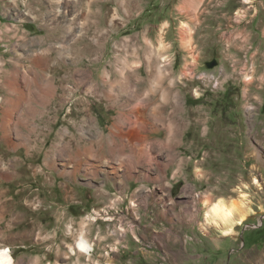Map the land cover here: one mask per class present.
<instances>
[{
    "label": "rangeland",
    "instance_id": "rangeland-1",
    "mask_svg": "<svg viewBox=\"0 0 264 264\" xmlns=\"http://www.w3.org/2000/svg\"><path fill=\"white\" fill-rule=\"evenodd\" d=\"M0 21V248L15 264H133L165 245L264 264V0H0ZM37 57L65 112L18 149L4 72L34 83ZM86 149L110 161L96 178ZM220 199L246 216L231 235L206 220Z\"/></svg>",
    "mask_w": 264,
    "mask_h": 264
},
{
    "label": "crops",
    "instance_id": "crops-1",
    "mask_svg": "<svg viewBox=\"0 0 264 264\" xmlns=\"http://www.w3.org/2000/svg\"><path fill=\"white\" fill-rule=\"evenodd\" d=\"M12 21L7 22L8 24L4 25L7 30L11 29V26L16 29L18 27H24L22 21L17 22L14 19H12ZM0 22L2 23V21ZM9 24H11V26ZM6 37H8V35ZM8 38L9 41L13 39L12 35ZM14 57L16 56L9 58L11 60ZM32 64L34 66L33 71H35V79L37 80L34 83L24 81L22 76L16 73L17 67H15L16 65L14 63L11 64V66L4 72V81L11 85V90H4L5 104L1 112V123L4 118L9 119L10 134L13 138L17 139L18 149H21L23 146L20 140L35 137L32 132L27 133V130L38 131V133L40 130L44 129L52 130L54 129L52 124L57 125L62 114L65 112V100L62 97H58V89L55 88V86L53 87L52 84L46 86V84L39 80L43 71L47 68L45 61L38 59L37 57L34 58V62ZM41 123L49 124L50 127H43L40 125ZM36 137L39 138L40 134H37ZM53 152L59 153L61 150H56L55 148ZM170 247L168 245L163 247L165 249L162 247L158 248L157 246L141 247L139 248L141 254V256H139V260L142 259V261L137 259L133 262V264H196V261H200L205 264H218L220 261L205 260L207 258H204L203 253L202 255H190L188 259L183 258L178 261L173 256V254L176 253V250L172 248V246ZM197 248L198 250L196 251L200 252L205 249L203 245H200ZM181 249H183L182 245ZM181 252V255L184 257V250H181ZM161 254H165L170 259V262L166 260L165 256L162 257Z\"/></svg>",
    "mask_w": 264,
    "mask_h": 264
},
{
    "label": "bare ground",
    "instance_id": "bare-ground-1",
    "mask_svg": "<svg viewBox=\"0 0 264 264\" xmlns=\"http://www.w3.org/2000/svg\"><path fill=\"white\" fill-rule=\"evenodd\" d=\"M184 9L186 8L185 6L183 7ZM186 11L187 13L189 14L191 12L190 8H186ZM192 15V14H191ZM181 35H182V40L184 42V44L186 46H190V34H188V31L187 30H184L183 32H181ZM130 71V70H129ZM164 73H163V70H162V67L159 66L157 69H156V75H152L150 74L149 77L151 78V80H159V82L162 80V78H164ZM127 77V76H126ZM130 77V76H129ZM130 79V78H129ZM137 80V79H136ZM126 81V80H125ZM125 85V84H124ZM156 85V84H155ZM0 104H1V100H0ZM160 108V107H159ZM160 112V111H159ZM158 110H155L154 113H156L157 116H159L160 114ZM165 115V114H164ZM154 116V115H153ZM160 117V116H159ZM162 117V116H161ZM167 117V116H166ZM156 118V117H154ZM163 118V117H162ZM172 118V117H170ZM169 118V119H170ZM157 119V118H156ZM160 119V118H159ZM167 119V118H166ZM165 120V119H163ZM161 121V120H159ZM167 122V121H166ZM155 123V122H154ZM153 123V124H154ZM158 123V122H157ZM160 125V124H159ZM159 125H157L159 127ZM163 125V124H162ZM167 125V124H166ZM156 126V127H157ZM173 126V125H172ZM157 127V128H158ZM167 128V127H166ZM172 129V128H171ZM161 131V130H160ZM168 132V131H167ZM179 132V129L178 131ZM134 135V133H133ZM167 135V134H166ZM175 135V134H174ZM135 136V135H134ZM137 136H135L136 138ZM170 139V137H169ZM138 142V141H137ZM127 147V146H126ZM129 147V146H128ZM121 148V149H119ZM113 149V148H112ZM135 149V148H133ZM137 149V148H136ZM120 150V151H119ZM142 150V149H141ZM125 151H126V148L123 146V145H117L116 147V150H112L111 151V154L114 158H116L117 161L120 162H123V159L125 156H123L122 154L124 153L125 154ZM143 153H144V150H142ZM140 151V152H142ZM135 152V151H134ZM139 152V151H138ZM137 152H135L136 154ZM140 155L142 153H139ZM145 154V153H144ZM119 155H122L121 157H119ZM86 156H87V159L86 161H84V163H87V164H90L88 167H90V172H88V175L91 177V178H96V174L97 172H95V170H97L96 168L100 166H108V162H110L108 160L104 161L102 159L103 156H98L100 161H99V164L97 163H92L90 162L92 160V158H94L95 156H93V154L91 153V150L89 149H86ZM127 156V155H126ZM132 156V155H131ZM138 156V154H137ZM97 157V159H98ZM118 157L120 159H118ZM130 156H128V159H129ZM143 157V156H142ZM144 158V157H143ZM135 159V158H134ZM133 159V160H134ZM103 160V161H101ZM131 160V159H130ZM145 160V159H144ZM125 161V160H124ZM134 162V161H133ZM137 163V162H136ZM122 164V163H120ZM79 165V164H78ZM82 165V166H81ZM112 165V164H111ZM118 165V164H117ZM113 166V165H112ZM122 167V165H121ZM82 168H84L83 164H80L79 166L76 167V171H75V174L77 172H80L82 170ZM114 169V168H113ZM114 173V172H113ZM86 175V174H85ZM73 176V175H72ZM75 176V175H74ZM87 176V175H86ZM101 192V191H100ZM99 192V194H100ZM210 210L209 212L207 213L206 215V220H207V223H211V225H216V226H220V227H224V232L225 234L227 235H231L233 232H234V228H235V225H238V224H241L244 220H245V215L244 213L240 212L238 209H236L235 205H231V206H228L224 203L223 200H218L214 203H212V205H210ZM236 215V216H235ZM238 215V216H237ZM77 248L83 252L84 254H87V255H90L91 252L93 251V248H92V245L87 241L85 240L83 237L80 238V240L77 242ZM0 264H15L14 262V259H13V256L10 252V249H7V248H0Z\"/></svg>",
    "mask_w": 264,
    "mask_h": 264
},
{
    "label": "water",
    "instance_id": "water-1",
    "mask_svg": "<svg viewBox=\"0 0 264 264\" xmlns=\"http://www.w3.org/2000/svg\"><path fill=\"white\" fill-rule=\"evenodd\" d=\"M216 65V62L210 65V68L214 67Z\"/></svg>",
    "mask_w": 264,
    "mask_h": 264
}]
</instances>
